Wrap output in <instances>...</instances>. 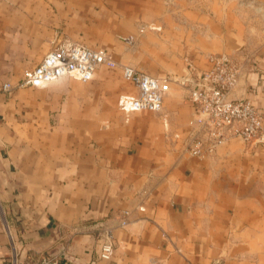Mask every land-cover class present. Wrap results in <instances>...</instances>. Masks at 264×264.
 Returning <instances> with one entry per match:
<instances>
[{"label":"crops","instance_id":"0c3cea01","mask_svg":"<svg viewBox=\"0 0 264 264\" xmlns=\"http://www.w3.org/2000/svg\"><path fill=\"white\" fill-rule=\"evenodd\" d=\"M65 43L169 80L162 109L119 107L137 94L121 67L17 86ZM211 53L239 62L264 115V0H0V264H264V138L184 150L196 109L174 78Z\"/></svg>","mask_w":264,"mask_h":264},{"label":"built area","instance_id":"2783aa9c","mask_svg":"<svg viewBox=\"0 0 264 264\" xmlns=\"http://www.w3.org/2000/svg\"><path fill=\"white\" fill-rule=\"evenodd\" d=\"M150 28L156 29L155 26ZM123 40L130 45L135 42L132 35L123 37ZM207 59L206 69H199L187 60L190 78H174L179 84L189 85V100L196 109V115L189 121L186 130L184 150L190 155L202 157L213 153L218 145L232 137L246 143L263 140V113L248 97H235L237 84L243 74L242 66L227 53H211ZM101 65L121 67L124 77L137 87L136 95L119 98V107L123 111L157 112L162 109L164 95L170 89L169 80L119 63L107 49L80 43L61 44L48 52L35 67L25 70L17 86H43L63 76L88 81ZM13 87L10 82H5L1 89L10 91ZM125 223L126 219L122 218V224ZM114 249L112 233L105 231L99 257L110 259ZM12 264H60V260L57 256L43 255L26 261L15 259Z\"/></svg>","mask_w":264,"mask_h":264},{"label":"water","instance_id":"95a60500","mask_svg":"<svg viewBox=\"0 0 264 264\" xmlns=\"http://www.w3.org/2000/svg\"><path fill=\"white\" fill-rule=\"evenodd\" d=\"M242 76H241V78L237 84L235 97H245V95L243 93H241V83H242V79H243Z\"/></svg>","mask_w":264,"mask_h":264}]
</instances>
